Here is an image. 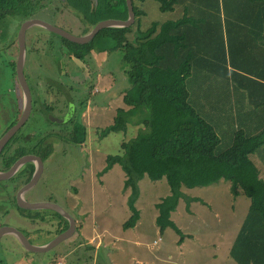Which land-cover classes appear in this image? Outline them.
<instances>
[{
    "label": "trees",
    "instance_id": "1",
    "mask_svg": "<svg viewBox=\"0 0 264 264\" xmlns=\"http://www.w3.org/2000/svg\"><path fill=\"white\" fill-rule=\"evenodd\" d=\"M53 1L0 0V21L13 18L22 25ZM89 1L96 16L101 11H114L124 16L123 20L129 16L127 0ZM153 1L159 11L172 12L178 8L180 15L154 20L142 27L141 20L147 14L146 0H132L135 20L131 25L103 28L87 43L61 36L62 42L57 47L66 48L69 56L88 64L95 51L121 52L127 79L125 106L118 107L113 121L97 132L103 138L116 132L126 133L129 124L140 126L136 135L123 138L116 153L107 154L100 172L105 174L118 164L125 174L123 190L129 191L127 204L131 214L123 229L134 228L140 219L136 206L139 181L144 177L153 181L166 178L170 193L156 204V223L161 233L167 228L175 230L182 242L184 235L172 214L182 198L187 207L198 200L187 196L182 188L206 187L224 179L230 182L235 199L241 196L249 199L229 255L237 264H264V0ZM54 43L44 38L39 47L48 44L55 49ZM37 47L34 53L39 54ZM26 49L28 54L27 46ZM16 63L17 57L8 64L11 85L8 92L0 94L3 97L22 94ZM112 73L117 75L113 69ZM44 81L45 93H65L58 84ZM47 83L55 84L57 89ZM30 88L32 107L35 106L32 111L45 113L51 122L48 114L57 108L56 104L37 106L41 102L39 91L35 84ZM70 89L75 90L73 86ZM89 92L83 94L86 97L80 100L81 105L86 104ZM72 97L68 101L74 108L78 100ZM20 110L18 107L8 128L16 122ZM65 130L66 141L81 144L87 140L88 128L74 118ZM51 135V131L41 137L35 131L19 130L3 149L0 167L9 169L19 156L29 152L46 160L54 149L51 142H46ZM24 165L12 177L13 182L19 178L25 184L31 179L35 163ZM8 181L0 180V191L6 193L8 203L21 208L16 195L7 188ZM55 213L62 222H67L60 226L59 234L69 223ZM79 227L83 226L77 223V230Z\"/></svg>",
    "mask_w": 264,
    "mask_h": 264
},
{
    "label": "rangeland",
    "instance_id": "2",
    "mask_svg": "<svg viewBox=\"0 0 264 264\" xmlns=\"http://www.w3.org/2000/svg\"><path fill=\"white\" fill-rule=\"evenodd\" d=\"M144 7L147 14L141 20L142 27L154 20L163 21L180 15L178 8L172 12L159 11L157 2L153 0H146ZM92 8L89 0H54L51 6L38 11L34 18L82 35L101 20L124 17L114 11H101L96 16ZM20 27V21L13 18L0 21V94L8 92L11 85L8 64L18 57L15 40ZM44 38L55 41V49L48 44L44 46L45 49L39 47ZM9 40L15 42L10 44ZM61 42V36L41 26L27 30L26 46L29 52L24 70L29 85H32L30 75L35 79L36 76L48 77L50 74L59 76L54 60L62 58L61 52L68 51L62 46L57 48ZM36 47L39 54L34 53ZM121 60L119 50L93 52L90 64L81 63L87 80L79 75L74 78L79 84L68 81L67 85H57L65 93L48 94L44 92L47 90L46 82L36 84L38 98L42 102L37 106L44 108L45 104L55 103L57 108L48 114L51 122L45 113L32 111L23 132L35 131L41 137L48 131L53 132L46 142H51L54 149L44 160L40 179L25 192V198L29 202L45 201L61 205L83 227L76 229L72 236L52 250L43 253L27 251L15 236L7 234L0 240V258H4L0 259V264H237L230 257L229 250L247 213L249 199L244 196L235 199L230 191V182L224 179L206 187L182 188L187 196L198 198L189 207L182 198L172 214L184 235L182 242L181 235L175 230L167 228L161 233L156 223V204L170 193L166 178L153 181L144 177L139 181L140 194L136 206L140 210V219L134 228L123 229V223L131 214L127 204L129 191L123 190L125 174L118 164L105 174L100 172L106 164L107 154L116 153L123 138L136 135L140 126L129 124L126 133L116 132L103 138L97 132L113 121L118 107L125 106L123 95L127 79L124 78L126 75ZM112 69L117 75L112 73ZM80 71L73 63L69 65L72 76L75 73L78 75V72L81 74ZM47 84L57 89L55 84ZM71 86L75 90L70 89ZM86 92L90 96L86 104L81 105L80 100L86 97ZM72 96L78 100L74 104L77 109L73 115L61 116L65 113L67 100ZM0 107L1 137L7 124L14 118L16 108L21 107V99L15 95H0ZM78 115L88 128L87 140L81 144L66 141V124ZM51 116L62 119L52 120ZM13 178L6 185L15 196L17 188L23 184L13 183ZM6 198V193L0 191V227L9 225L21 230L33 244H47L58 235L60 226L62 228L67 223L65 220L62 222L53 210H23L8 203ZM159 237H162L161 241L155 244ZM20 259L21 262H18Z\"/></svg>",
    "mask_w": 264,
    "mask_h": 264
},
{
    "label": "water",
    "instance_id": "3",
    "mask_svg": "<svg viewBox=\"0 0 264 264\" xmlns=\"http://www.w3.org/2000/svg\"><path fill=\"white\" fill-rule=\"evenodd\" d=\"M97 1V0H95ZM128 9H129V16L127 19H106L98 22L93 29L85 34V35H75L68 30H65L57 25L51 24L49 22H46L42 19L38 18H29L26 19L19 30L18 33V57H17V63H16V70H17V79L19 81V84L22 89L23 93V111L21 114V117L17 121L15 125H13L9 130H7L0 138V153L4 147V145L9 141V139L17 132V130L29 119L31 110H32V91L31 88L27 82L26 76H25V62H26V33L27 30L34 25H40L45 27L51 32H54L64 38H67L68 40L72 42L77 43H87L91 39L94 38V36L103 28L106 27H122V26H129L131 25L135 20V14L132 6V0H127ZM51 119L57 120L59 118L51 116ZM34 162L35 163V171L31 177V179L24 184L18 191L16 195V201L17 204L24 209H50L53 211L58 212L62 216L66 217L69 221V227L67 230L59 233L55 238H53L50 242L47 244H33L29 238L26 236L25 233H23L21 230H18L17 228L9 225H5L0 227V240L3 236L7 234H11L17 238V240L21 243V245L30 252H47L52 250L54 247H56L60 242L63 240L69 238L72 236V234L76 230V220L73 218L67 210H65L61 205L55 203V202H45V201H38V202H29L25 198V192L33 188L37 181L40 179L43 168H44V161L43 159L34 154H29L20 157L18 160H16L11 167L8 170L0 171V180H6L11 178L13 175H15L21 167L27 163V162Z\"/></svg>",
    "mask_w": 264,
    "mask_h": 264
},
{
    "label": "flooded vegetation",
    "instance_id": "4",
    "mask_svg": "<svg viewBox=\"0 0 264 264\" xmlns=\"http://www.w3.org/2000/svg\"><path fill=\"white\" fill-rule=\"evenodd\" d=\"M35 16V15H34ZM34 16L33 17H31V18H34ZM102 21V20H101ZM100 22V21H99ZM98 23V22H97ZM96 23V24H97ZM95 24V25H96ZM55 25V24H54ZM94 25V26H95ZM34 26H40V25H34ZM31 27H33V26H31ZM30 27V28H31ZM42 28H45V27H43V26H41ZM62 28V27H61ZM46 29V28H45ZM93 29V28H92ZM91 29V30H92ZM46 30H48V29H46ZM90 30V31H91ZM90 31H86V33H84V34H82V35H85V34H87V33H89ZM54 33V32H53ZM56 34V33H55ZM60 36V35H59ZM81 36V35H80ZM60 52V51H59ZM60 55H62V58L60 57V58H55V60H54V64H56L57 63V65L55 66V68H56V70H57V72L59 73V76H57V77H54V76H52L51 74H50V76H46V75H44V76H42V77H39V76H36V78L37 79H35L34 77V79L33 78H31V81H32V84H39V83H42V82H45V81H43V80H45V79H47V80H49L50 82H53V83H55V84H62V85H67V83H68V81H70V82H73V83H76V84H79V82H76V80H74V78H78V76L79 75H83V78L82 79H84V80H87V73H85L84 72V68L81 66V63H83L84 61L83 60H81V61H79L78 59H75V58H73L72 56H69V54H68V51H66V52H64L63 54H62V52L60 53ZM63 55H67L68 57H66L67 58V61H64V60H66V58L63 56ZM57 57V56H56ZM64 57V58H63ZM79 61V62H78ZM73 63V65L74 66H78V68H80L81 69V74L78 72V75L75 73V75H71L70 73H69V65L70 64H72ZM85 64H88V63H86V62H84ZM63 71H64V73H63ZM26 76V75H25ZM63 76V77H62ZM86 76V77H85ZM27 79V78H26ZM27 82H28V80H27ZM29 84V83H28ZM30 86V85H29ZM16 90V89H15ZM16 97H19L20 99H21V110H20V114H19V117L17 118V120H16V122L13 124V125H15L16 123H17V121L19 120V118L21 117V114H22V111H23V96H22V94H20L19 96L18 95H15ZM69 101L67 100V102L66 103H68ZM32 103H33V97H32ZM71 103L72 102H69L68 104H66V110H65V113L63 114V115H61V116H64V115H66V114H71V115H73L74 114V110H76L75 108H73V107H71L72 105H71ZM33 105V104H32ZM68 105V106H67ZM74 105V104H73ZM33 108V107H32ZM18 109V107L16 108V110ZM2 111V108L0 107V112ZM31 113H32V110H31ZM30 116H31V114H30ZM29 119H30V117H29ZM29 119L17 130V132L19 131V130H21V129H23L24 127H25V125L27 124V122L29 121ZM59 119H62V118H59ZM58 119V120H59ZM74 120L76 121H78V122H80V123H82L80 120H79V115H78V117L77 118H74ZM83 124V123H82ZM12 125V126H13ZM11 126V127H12ZM86 126V125H85ZM10 127V128H11ZM10 128H8V124H7V126H6V130H5V132L7 131V130H9ZM4 132V133H5ZM16 132V133H17ZM3 133V134H4ZM15 133V134H16ZM2 134V135H3ZM14 134V135H15ZM13 135V136H14ZM12 136V137H13ZM12 137L9 139V141L12 139ZM1 138V137H0ZM8 141V142H9ZM8 142L4 145V147H3V149L6 147V145L8 144ZM14 145H15V143H14ZM3 149H2V151H3ZM2 151H1V153H2ZM1 153H0V155H1ZM29 154H34V155H38V154H35V153H25L24 155H21V156H19L18 158H17V160L20 158V157H22V156H25V155H29ZM39 156V155H38ZM41 157V156H40ZM42 158V157H41ZM44 161V160H43ZM26 164V163H25ZM25 166V165H24ZM23 166V167H24ZM8 170V169H7ZM0 171H5V169H2L1 167H0ZM35 171V170H34ZM19 174V171L15 174V175H13L12 177H16L17 175ZM11 177V178H12ZM10 178V179H11ZM10 179H9V181H10ZM6 180H8V179H6ZM2 181V180H1ZM16 182H18V183H20V184H22V182H21V179H14V182L13 183H16ZM26 184V183H25ZM24 185V184H23ZM22 185V186H23ZM20 186V185H19ZM21 186V187H22ZM21 187H19V188H17V191L21 188ZM16 195H17V193H16ZM64 208V207H63ZM65 210H66V208H64ZM61 215V214H60ZM62 216V215H61ZM63 218H65L67 221H68V219L66 218V217H64V216H62ZM59 221H60V219H59ZM57 224H59L58 222H56ZM77 223V222H76ZM70 225V224H69ZM69 227V226H68ZM68 227H67V229H68ZM67 229H65V230H67ZM77 229V228H76ZM64 230V231H65ZM63 232V231H62ZM48 243V242H47ZM44 244H46V243H44Z\"/></svg>",
    "mask_w": 264,
    "mask_h": 264
},
{
    "label": "built area",
    "instance_id": "5",
    "mask_svg": "<svg viewBox=\"0 0 264 264\" xmlns=\"http://www.w3.org/2000/svg\"><path fill=\"white\" fill-rule=\"evenodd\" d=\"M161 241V237H159V239H156L154 242L155 244H158Z\"/></svg>",
    "mask_w": 264,
    "mask_h": 264
},
{
    "label": "crops",
    "instance_id": "6",
    "mask_svg": "<svg viewBox=\"0 0 264 264\" xmlns=\"http://www.w3.org/2000/svg\"><path fill=\"white\" fill-rule=\"evenodd\" d=\"M22 258H24V257H22ZM22 258H21V259H22ZM0 259H2V258H0ZM21 259H20V261H18V262H21ZM2 260H4V258H3ZM22 260H23V259H22ZM27 261H28V260H27Z\"/></svg>",
    "mask_w": 264,
    "mask_h": 264
}]
</instances>
